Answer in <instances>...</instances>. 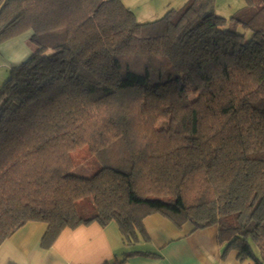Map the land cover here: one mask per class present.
<instances>
[{
  "label": "trees",
  "instance_id": "1",
  "mask_svg": "<svg viewBox=\"0 0 264 264\" xmlns=\"http://www.w3.org/2000/svg\"><path fill=\"white\" fill-rule=\"evenodd\" d=\"M215 2L139 22L121 0H0V45L35 46L0 87V244L32 221L44 246L115 222L125 257L104 264H123L158 213L264 264V0ZM83 147L104 164L90 177L72 173Z\"/></svg>",
  "mask_w": 264,
  "mask_h": 264
},
{
  "label": "crops",
  "instance_id": "2",
  "mask_svg": "<svg viewBox=\"0 0 264 264\" xmlns=\"http://www.w3.org/2000/svg\"><path fill=\"white\" fill-rule=\"evenodd\" d=\"M121 1L131 11L141 12L142 20L153 21L188 0ZM243 5L242 0H216L215 9L227 17ZM30 35L27 32L0 45L1 80L34 52ZM145 226L150 239L139 246L144 253L135 254L123 264H247L239 260L235 249L223 255L224 246L219 242L217 226L194 230L187 223L177 228L158 213L148 216ZM46 230L45 223L36 221L21 227L0 244V264H104L125 257L126 248L115 222L106 227L93 222L66 228L51 246L42 244Z\"/></svg>",
  "mask_w": 264,
  "mask_h": 264
},
{
  "label": "rangeland",
  "instance_id": "3",
  "mask_svg": "<svg viewBox=\"0 0 264 264\" xmlns=\"http://www.w3.org/2000/svg\"><path fill=\"white\" fill-rule=\"evenodd\" d=\"M242 1H243V4H244V0H242ZM184 5L185 4L182 3V5H177L176 7L179 8V7H182ZM133 12L135 13L136 19L139 22H148V20H142L141 19V16H140L141 12H138V11L136 12L134 10H133ZM216 12H217L218 15L225 17L223 15V13H221L220 11L217 10ZM165 13L163 12L162 14H160V17L163 16ZM227 17H230V16H227ZM240 31H244V29H240ZM31 43H30V45H31ZM32 46L34 47L33 43H32ZM10 74H11V72H9L7 74L6 78H4V80L3 79L1 80V77H0V81H1L0 82V87L2 85H4V83L9 79ZM71 155H72V158H73V161H74V167L72 169V173L75 174V175L84 176V177H90L93 174H95L96 172H98L104 166L103 162L100 161L99 158L95 154H93L91 151H89V149L87 147H83V148L77 149V150L73 151L71 153ZM137 248L140 249L139 246Z\"/></svg>",
  "mask_w": 264,
  "mask_h": 264
}]
</instances>
